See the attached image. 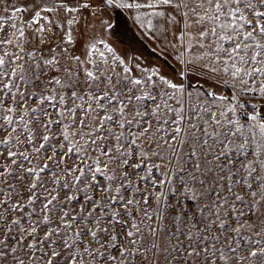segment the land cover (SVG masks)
Returning a JSON list of instances; mask_svg holds the SVG:
<instances>
[{"label":"snow or ice","instance_id":"obj_1","mask_svg":"<svg viewBox=\"0 0 264 264\" xmlns=\"http://www.w3.org/2000/svg\"><path fill=\"white\" fill-rule=\"evenodd\" d=\"M0 264H264V0H0Z\"/></svg>","mask_w":264,"mask_h":264},{"label":"rangeland","instance_id":"obj_2","mask_svg":"<svg viewBox=\"0 0 264 264\" xmlns=\"http://www.w3.org/2000/svg\"><path fill=\"white\" fill-rule=\"evenodd\" d=\"M117 25L115 29V39L121 43L122 47L141 53L145 57H151L150 48L155 47L150 41L144 40L140 33L137 32L130 21L124 17H119L113 21Z\"/></svg>","mask_w":264,"mask_h":264}]
</instances>
